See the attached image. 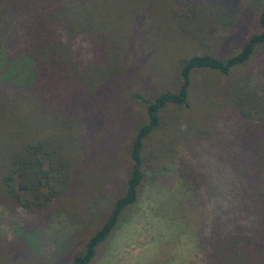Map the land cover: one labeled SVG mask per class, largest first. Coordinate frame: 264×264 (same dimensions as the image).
<instances>
[{"label": "trees", "instance_id": "1", "mask_svg": "<svg viewBox=\"0 0 264 264\" xmlns=\"http://www.w3.org/2000/svg\"><path fill=\"white\" fill-rule=\"evenodd\" d=\"M241 6L242 0H0V32L6 33L0 50L22 48L29 64L25 81L13 82V91L0 85V205L41 214L73 196L85 121L129 77L142 83L147 72L153 75L162 55L159 67L171 63L175 90L150 98L131 95L143 113L127 147L123 192L67 263L90 264L137 201L145 176L144 142L160 127L162 111L187 105L194 73L227 78L264 53V7L257 15L260 30L237 51L215 53L205 43L223 40L216 34L234 26ZM196 43L207 49L187 54V46L195 49ZM6 78L20 79L15 72ZM249 79L229 81L223 89L240 131L226 143L236 149L223 159L236 181L231 214L217 216L211 233L201 238L205 264H264V75L254 87ZM24 254L18 264L29 261Z\"/></svg>", "mask_w": 264, "mask_h": 264}, {"label": "rangeland", "instance_id": "2", "mask_svg": "<svg viewBox=\"0 0 264 264\" xmlns=\"http://www.w3.org/2000/svg\"><path fill=\"white\" fill-rule=\"evenodd\" d=\"M263 7L264 0H242L234 26L227 31L220 27L216 34L223 40L205 42L212 46L211 52L230 54L240 49L248 35L260 30L257 15ZM5 37L1 31L0 40ZM194 46H187V54L207 49L205 44ZM161 58L153 64L156 74L147 72L142 83L129 77L119 94L85 121L80 134L83 158L73 196L41 214L0 205V264L21 263L24 253L29 256L27 264H67L99 228L113 200L123 192L127 147L134 126L141 122L142 104L131 95L150 98L175 90L174 68L169 61L159 67ZM27 62L22 48H2L0 85L13 91V82L25 81ZM14 72L20 79L6 78ZM263 75L264 53L227 78L206 70L192 75L187 105L166 107L160 127L144 142L145 176L136 203L123 212L90 264H205L201 238L211 233L217 216L231 214L230 192L236 181L223 159L236 149L226 143H233L240 131L223 89L244 76L254 87Z\"/></svg>", "mask_w": 264, "mask_h": 264}]
</instances>
